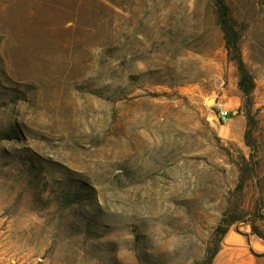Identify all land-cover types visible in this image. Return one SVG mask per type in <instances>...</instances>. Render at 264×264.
<instances>
[{"label":"rangeland","instance_id":"374dc122","mask_svg":"<svg viewBox=\"0 0 264 264\" xmlns=\"http://www.w3.org/2000/svg\"><path fill=\"white\" fill-rule=\"evenodd\" d=\"M224 2L248 97L211 0H0V264H264V0Z\"/></svg>","mask_w":264,"mask_h":264},{"label":"trees","instance_id":"16d2710c","mask_svg":"<svg viewBox=\"0 0 264 264\" xmlns=\"http://www.w3.org/2000/svg\"><path fill=\"white\" fill-rule=\"evenodd\" d=\"M215 8L218 24L223 35L224 47L229 61L236 64L239 72L237 87L244 96L248 97L253 90L252 77L246 70L239 48V33L232 25L230 11L224 0H211ZM231 115V114H230ZM216 253L209 258L207 264H212Z\"/></svg>","mask_w":264,"mask_h":264},{"label":"crops","instance_id":"0c3cea01","mask_svg":"<svg viewBox=\"0 0 264 264\" xmlns=\"http://www.w3.org/2000/svg\"><path fill=\"white\" fill-rule=\"evenodd\" d=\"M213 264H257L255 258L242 247L226 246L215 258Z\"/></svg>","mask_w":264,"mask_h":264},{"label":"built area","instance_id":"2783aa9c","mask_svg":"<svg viewBox=\"0 0 264 264\" xmlns=\"http://www.w3.org/2000/svg\"><path fill=\"white\" fill-rule=\"evenodd\" d=\"M215 117H216L218 122L226 123L230 120V113H228L227 111L221 110L219 107V111H218L217 115H215Z\"/></svg>","mask_w":264,"mask_h":264},{"label":"water","instance_id":"95a60500","mask_svg":"<svg viewBox=\"0 0 264 264\" xmlns=\"http://www.w3.org/2000/svg\"><path fill=\"white\" fill-rule=\"evenodd\" d=\"M212 101H213V99H209L208 103L209 104L213 103ZM233 114H236V112H233ZM227 241H229V242H237V241H239V234H237L235 232H232V233L228 234Z\"/></svg>","mask_w":264,"mask_h":264}]
</instances>
